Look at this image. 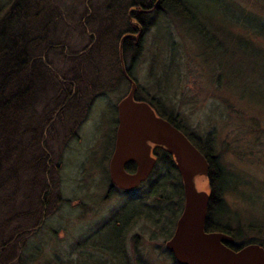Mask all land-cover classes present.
Masks as SVG:
<instances>
[{"label":"rangeland","instance_id":"rangeland-1","mask_svg":"<svg viewBox=\"0 0 264 264\" xmlns=\"http://www.w3.org/2000/svg\"><path fill=\"white\" fill-rule=\"evenodd\" d=\"M185 1L194 11L193 23L160 15L137 40L138 31L131 34L132 45L140 46L132 80L155 108L176 117L196 139L213 134V149L230 181L224 196L227 217L233 226L238 222L264 229V0ZM6 2L0 0V15ZM73 2L59 0L61 13ZM79 15L65 17L64 25L45 42L54 47L47 59L63 78L66 100L76 87L73 75L83 80L85 89L94 78L90 59L77 64L92 36ZM120 54L124 64L119 48V62ZM126 60L128 64L130 57ZM129 88L122 84L109 92L102 89L78 115V127L73 118L69 129L59 127L62 137L66 132L72 136L64 138L58 175L48 183L46 200L53 208L58 192L70 204L59 207L31 240L30 248L41 251L30 264H174L163 252L161 230L151 223L137 219L125 234L111 226L126 223L128 205L141 197V216L150 212L155 218L156 200L146 197L147 187L156 174L168 171V165L165 171L158 168L143 187L131 192L109 190L107 158L116 128L115 107ZM83 94L87 105L91 95L87 90ZM42 98L37 101L46 102L47 97ZM125 207L127 215L118 216Z\"/></svg>","mask_w":264,"mask_h":264},{"label":"trees","instance_id":"trees-1","mask_svg":"<svg viewBox=\"0 0 264 264\" xmlns=\"http://www.w3.org/2000/svg\"><path fill=\"white\" fill-rule=\"evenodd\" d=\"M73 3L64 14L59 0H7L0 15V264L32 263L35 254L41 250L30 248L31 240L39 235L45 221L59 207L70 204L60 199L58 192L54 194L53 208L46 200L48 183L54 180L53 174L58 175L61 154L65 150L64 138L72 136L66 132L62 137L59 127L69 129L72 118L75 119L73 125L78 127V115L89 108L102 89L109 92L122 84L129 87L119 70L120 40L125 71L135 81L132 66L140 55V46L132 45L131 34L139 27L142 34L147 32L160 15L188 23H193L195 18L185 0H74ZM79 13L85 32L92 36L87 51L79 55L81 59L77 64L90 59L95 64L94 78L88 80L92 86L88 84L85 89L83 80L73 75L75 78L70 80L75 81L76 87L73 97L66 100L63 78L47 59L54 47L45 42L50 33L64 25L65 17L72 19ZM128 57L130 60L125 64ZM76 70L80 71L79 68ZM83 89L91 95L87 105ZM42 97H47L46 102L37 101ZM141 97L138 88L134 99L139 101ZM143 100L151 101L146 96ZM155 109L158 116L182 132L207 160L209 169L202 183L209 193L204 231L231 236L234 242L227 246L234 251L248 244H257L264 249L261 226H241L238 222L233 226V220L227 217L229 209L224 196L230 181L213 149V134L196 139L176 121V117ZM54 134H57L55 138ZM153 152L156 155L154 175L159 172L158 168L165 171L168 165V171L160 176L162 178L156 174V180L147 187L146 197L156 200V217L150 212L141 216L145 199L141 197L131 200L133 203L128 205V226L123 221L119 225L112 222L111 226L119 233L122 229L125 234L137 219H143L160 229L161 237L167 241L182 212V186L172 157L159 147ZM132 167L133 164L127 165L125 170L131 172ZM126 210L123 208L118 216L123 217ZM163 250L174 261L172 255ZM174 264L177 263L174 261Z\"/></svg>","mask_w":264,"mask_h":264},{"label":"water","instance_id":"water-1","mask_svg":"<svg viewBox=\"0 0 264 264\" xmlns=\"http://www.w3.org/2000/svg\"><path fill=\"white\" fill-rule=\"evenodd\" d=\"M142 29L138 28V35ZM121 50V44L119 45ZM120 66L130 85L117 104V129L112 155L108 163L110 182L117 189L132 191L145 182L156 160L152 150L159 147L172 157L178 172L183 208L165 249L177 264H264V249L248 244L237 251L227 245L234 239L221 232L204 231L209 193L204 184L209 165L204 156L177 128L157 116L145 102L134 100L136 83L127 75L120 54ZM136 166L134 173L124 167Z\"/></svg>","mask_w":264,"mask_h":264},{"label":"flooded vegetation","instance_id":"flooded-vegetation-1","mask_svg":"<svg viewBox=\"0 0 264 264\" xmlns=\"http://www.w3.org/2000/svg\"><path fill=\"white\" fill-rule=\"evenodd\" d=\"M137 87V86H136ZM137 89L138 88H136V91H135V93L137 92ZM129 91V90H128ZM128 93V92H127ZM127 95V94H126ZM125 95V96H126ZM125 96H123V97H125ZM144 96V97H143ZM145 96L148 98V95H146L145 94V92H143V94H142V97H141V99L142 100H139V101H137V102H145V103H147L152 109H153V111L155 112V114L157 115V113H156V109H155V105H154V103L152 102L153 101V99H149V101L151 102H146L145 100H143V99H145ZM122 97V98H123ZM121 98V99H122ZM135 100V99H134ZM136 101V100H135ZM119 103V102H118ZM117 103V104H118ZM115 111H116V128H115V132H114V135H113V139H112V146H111V151H110V153H109V155H108V158H107V163H109V160H110V157H111V155H112V152H113V148H114V141H115V133H116V129H117V105H116V107H115ZM158 116V115H157ZM160 117V116H159ZM151 156H153L154 158H155V160H156V155L154 154V152H153V150H152V153H151ZM130 164H133V163H128L127 165H130ZM127 165H125V167L127 166ZM156 165V164H155ZM107 166H108V164H107ZM125 167H124V169H125ZM133 169H131V172H128V173H134L135 171H136V166H135V164H133V167H132ZM154 169H155V166H154V168H153V170H152V172L149 174V176H148V178H147V180L146 181H148L149 180V178L152 176V174H153V172H154ZM126 171V170H125ZM127 172V171H126ZM109 176V175H108ZM109 181H110V179H109ZM145 181V182H146ZM145 182H143V183H145ZM142 183V184H143ZM141 184V185H142ZM140 185V186H141ZM139 186V187H140ZM112 187H115V186H113L112 184H111V182H110V187H109V190L110 189H112ZM138 187V188H139ZM116 188V187H115ZM117 189V188H116ZM117 190H119V189H117ZM121 192H126V191H122V190H120ZM133 191V190H132ZM127 192H131V191H127Z\"/></svg>","mask_w":264,"mask_h":264}]
</instances>
